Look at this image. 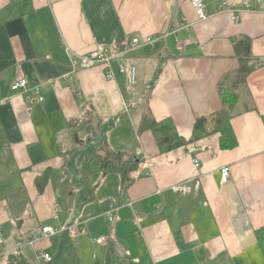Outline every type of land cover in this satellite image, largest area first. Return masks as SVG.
<instances>
[{
	"label": "crops",
	"instance_id": "1",
	"mask_svg": "<svg viewBox=\"0 0 264 264\" xmlns=\"http://www.w3.org/2000/svg\"><path fill=\"white\" fill-rule=\"evenodd\" d=\"M204 1L205 20L190 0H0V264H264V0ZM147 36L157 41L132 45ZM107 45L137 67L134 82L117 62L115 79L102 65L73 71V54ZM243 65L253 70L231 120L236 147L222 149L216 132L162 153L139 133L152 113L189 140ZM22 75L28 88L12 90ZM107 150L141 161L134 181L92 175L85 201L73 162ZM187 180L190 194L172 190ZM45 224L60 233L35 240Z\"/></svg>",
	"mask_w": 264,
	"mask_h": 264
},
{
	"label": "trees",
	"instance_id": "2",
	"mask_svg": "<svg viewBox=\"0 0 264 264\" xmlns=\"http://www.w3.org/2000/svg\"><path fill=\"white\" fill-rule=\"evenodd\" d=\"M237 41V42H236ZM236 51L240 57L248 58L251 56V42L248 38L235 40ZM243 47L240 49V46ZM252 68H246L244 65L241 70L237 72L236 77L231 83L225 84V81L220 84V95L223 100V108L211 117H199L194 124L193 133L188 140L179 134L177 127L173 120L167 118L164 120H156L152 113L143 115L140 125L139 133L151 131L158 144L160 152H168L180 146L186 145L190 142L198 141L204 137L219 134L220 147L222 149H232L238 145V140L235 135L231 120L235 114V108L240 98V89L246 83L247 77L252 71ZM156 78V77H155ZM155 80V79H154ZM154 81L152 82V84ZM76 166L78 174L81 176L84 185V199L89 201L93 198L94 187L90 184V176L97 173L109 174L118 173L122 178L123 187H129L134 178L130 176L132 172L137 170L141 161L133 154L126 152H116L114 150H107L104 155L96 151L91 152L88 159L78 158L73 162ZM46 179V176L44 177ZM44 179V180H45ZM44 180L41 184H43ZM40 184V185H41ZM42 187V186H41ZM256 237L258 244L264 254V225L256 230ZM16 264H31L23 256L15 257ZM119 264H132L124 262Z\"/></svg>",
	"mask_w": 264,
	"mask_h": 264
},
{
	"label": "built area",
	"instance_id": "3",
	"mask_svg": "<svg viewBox=\"0 0 264 264\" xmlns=\"http://www.w3.org/2000/svg\"><path fill=\"white\" fill-rule=\"evenodd\" d=\"M196 15L199 20H205L208 15L206 11V4L204 0H190ZM227 11L229 9L228 2L224 1L219 5V11ZM166 35H161L157 39H161L165 37ZM156 38L147 36L143 38L135 37L132 39V45L138 46L143 44H154L157 41ZM125 51H113L110 46H104L102 48L93 50L90 52V54L86 55H78L73 54V57L71 59V66L73 71H76L80 68H90L93 66H99L102 65L105 67L106 71V77L109 79H115V71L113 69V63H118L119 72L122 74L129 73L131 76L132 81L136 80L137 76V67L135 65H127L125 58H124ZM29 86V81L25 76H19L12 84L11 89L14 91H18L21 89H26ZM35 90H37L38 93H40V88L36 86ZM44 97H40V100H43ZM195 165L199 166V161L195 160ZM230 167L225 166L221 169L220 175H221V181L227 182L230 177ZM192 185L190 180L177 183L172 186V190L175 192L181 194V195H187L192 192ZM117 210V207L112 206L110 210L106 213V216L111 222L115 221V212ZM60 233V229L56 226L52 225H43L41 226L40 233L38 236H35V240L47 237V238H53L57 234ZM107 240L106 236H101L96 239L97 243H103ZM41 256L47 260L51 261L52 257L49 253H42Z\"/></svg>",
	"mask_w": 264,
	"mask_h": 264
}]
</instances>
